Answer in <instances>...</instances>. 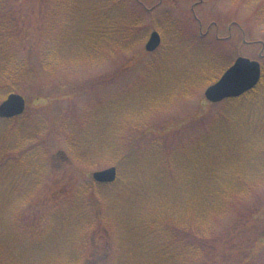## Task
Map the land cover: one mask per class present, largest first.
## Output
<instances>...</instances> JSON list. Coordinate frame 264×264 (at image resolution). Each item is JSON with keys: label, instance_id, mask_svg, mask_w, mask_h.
<instances>
[{"label": "trees", "instance_id": "16d2710c", "mask_svg": "<svg viewBox=\"0 0 264 264\" xmlns=\"http://www.w3.org/2000/svg\"><path fill=\"white\" fill-rule=\"evenodd\" d=\"M230 1L257 12L256 21L264 29V0ZM50 4L52 7L48 6L46 14L43 12L41 17L42 33L38 37L37 49V61L45 79L58 70L71 69L79 62L102 64L139 41L142 32L146 34L138 14L129 8V0H50ZM135 4L141 7L137 2ZM14 11V2L0 0V102L10 93L24 94L29 87H36L38 93L45 88L38 84L28 58L21 56L23 52L18 46L24 40L20 37L22 29ZM207 58L208 54L203 59L204 64L214 65ZM159 61L155 59L149 63L148 74L152 69L160 70L157 67ZM197 69L180 73L177 82L157 95L158 99L167 102L174 99L173 96L180 99L195 95L221 74V70H208L206 65L199 72ZM45 79L40 80L43 83ZM259 87L239 99L222 103L221 113L214 115L212 123L203 127V132L190 142L197 147L208 144V153L200 159H209L200 178L205 185L188 182L182 165L188 152L185 144L179 145L177 131L173 133L174 141L158 133H138L142 126H146L147 110L159 101L151 95L143 106L140 105L141 109L134 111L130 107L117 120L112 118L111 121L109 117L107 125L102 124L106 112H97L92 104L88 106L84 119L79 121L56 117L48 134L55 133L57 138L63 139L69 154L66 160H74L81 166L76 168V177L72 172L71 181L80 178L81 170L101 169L105 164L117 167L118 177L113 185L104 186L88 179L85 185L58 203L53 197L59 193L50 191V197L38 205L40 212L47 210L48 214L36 216V224L28 226L33 229L29 233L26 232L22 209L28 204L30 207L43 192L48 150L44 148L42 133L48 131V126L45 119L38 120L31 115L30 118L29 108L20 118L0 121V191L4 194L0 198V208L5 211L1 218L5 233L1 237L0 232V264L99 263L94 249L91 253L94 261H80L88 258L87 245L96 231L102 230L119 242V220L112 217L116 210L113 199L118 196H129L134 203L131 234L138 239L145 238L147 244H134L139 257L124 261L121 257L125 254L126 244H114L118 248V257L113 251L111 264H204L212 249L206 251L207 242L214 237L212 226L221 218V211L230 206L232 200L249 194L244 187L249 189L251 186L243 181L253 178L256 179L255 187H264V134L261 133L264 121L260 120L261 125H258L257 111L264 102V91ZM116 97L118 103L120 98ZM106 104L111 105L112 100L107 98ZM108 107L111 112L114 110V107ZM114 114L119 115V112ZM143 122L145 124L141 126ZM227 129L233 133L225 134L223 131ZM238 130L245 133L238 136ZM222 146L226 147L225 153L219 151ZM143 155L150 158L151 165L140 168ZM148 180L153 183L162 181V184L147 187L145 182ZM66 193H69L68 188ZM194 194H205L209 208ZM198 210L204 212L194 215L192 211ZM62 224L68 230L66 244L54 252L48 251L44 259L39 260L35 255L43 250L39 240L42 232L51 233L53 228ZM20 240L26 244H17ZM106 246L112 248V244ZM143 251L146 259L140 256Z\"/></svg>", "mask_w": 264, "mask_h": 264}, {"label": "rangeland", "instance_id": "374dc122", "mask_svg": "<svg viewBox=\"0 0 264 264\" xmlns=\"http://www.w3.org/2000/svg\"><path fill=\"white\" fill-rule=\"evenodd\" d=\"M130 1L129 8L138 14L142 26L146 28V34L142 32L138 37L139 41L128 45L125 52L115 54L102 64L79 62L73 68L58 70L51 75L52 77L45 79L42 66L37 61L38 37L42 33V14L43 12L46 14L48 6L52 7L53 4H50V0H10L11 3L14 2V12L19 18L22 29L20 37L24 41L18 46L23 52L21 56L28 58L33 73L38 77V84L45 87L42 93H38L36 87H29L24 93L28 104L26 107L29 108L28 116L30 118L35 116L38 120L45 119L48 126V131L42 133L45 138L44 148L48 150V162L43 175V192L30 207L28 204L27 208L22 209L27 233L33 232L32 227L28 229V226L36 224V216L48 214L47 210L40 212L41 208H38V205L42 200L50 197V191L59 193L53 197L55 201L57 200L55 203H58L64 196L69 197L90 179L91 172L100 170H81L80 178L75 182L71 181L74 175L72 172L74 171L76 177L78 174L76 168L81 166L74 160H66L69 154L67 155L68 151L63 139L57 138L55 133L51 136L48 134L49 129L52 128L53 119L56 117L59 119L62 116L70 122L79 121L84 117L88 106L92 104L97 112H106L107 116L102 124L107 125L109 117L111 121L112 118L117 120L119 116L126 114V110L130 107L135 109L134 111L141 109L150 95L154 100H159L157 95L164 92V89L169 88L171 84H175L179 79L178 75L182 72H192L197 68L196 71L199 72L204 65L208 70L222 72L238 57L257 61L262 45L264 47V29L256 21L257 12L244 5L233 4L230 0H135L142 3L143 8L135 4L134 0ZM152 31L159 32L162 41L160 48L154 53H148L144 50V45ZM245 42L248 44H243ZM207 54L214 65L204 64L203 59ZM18 57L20 58V54ZM155 59H160L157 66L160 70L152 69L148 74V65ZM40 79L45 80L42 83ZM204 89L189 97L178 99L173 96L175 98L167 102L157 101V106L155 104L146 112V126H142L145 124L143 122L140 124L142 129L138 130V133L162 134L171 141H174L173 133L177 131L180 137L179 145L185 144L188 152V158L182 162L188 182L191 184L201 182L203 185L205 184L200 180L201 173L208 167L209 159L204 158L201 161L200 159L208 153V144L197 147L190 142L195 141L196 136L203 132V127L212 123L214 115L221 113L219 105H209L204 102ZM116 95L120 98L118 103ZM107 98L112 100L111 105L106 104ZM108 106L114 107V110L111 112ZM260 110V113L264 111V104ZM115 111H118L119 115L114 114ZM258 118L264 121L262 114ZM223 132L227 135L233 133L228 129ZM243 133H245L244 130L236 132L238 136H242ZM261 133L264 134V131ZM168 140L165 141L167 144ZM225 150V146L219 147V151L225 153ZM224 153L220 154L225 155ZM141 159L143 165L140 168L151 165V160L146 155L141 156ZM107 167L106 164L102 165L101 170ZM255 180L253 178L244 180L243 182L251 186L249 189L244 187L249 194L241 199L232 200L230 206L221 209V218L212 226L214 237L212 241L207 242L206 251H209L210 247L212 249L204 264H264V187H255ZM157 183L162 184V181L153 183L148 180L145 185L149 187ZM67 188L69 193H66ZM102 193L104 195L105 192L102 191ZM193 196L202 198L198 201L209 208L208 197L206 198L205 194ZM1 197H4V194L0 191ZM113 200L116 210L112 217L119 220V242L115 241L112 235L104 234L102 230L92 233V241L91 243L89 241L87 245L90 251L87 254L88 258L79 260L80 263L94 261L93 255L91 256L94 249L100 261L97 264H111V260H114L111 259L113 251L114 256L118 257V248L114 244H126L125 254L121 259L131 260L135 256L139 257L136 251L137 246L134 244H147L145 238L138 239L131 234V224L135 215L132 212L134 203L129 196H118ZM192 212L194 215H199L204 210ZM4 213V209L0 208L1 237L5 233L1 227V218ZM67 235L68 230L65 224L53 228L51 233L44 230L39 238L43 250L35 256L40 260L48 251L54 252L62 244H66ZM76 241L74 239V242ZM16 243L22 244L24 241L20 240ZM106 244H112V248ZM144 254V251L140 254L142 259H146Z\"/></svg>", "mask_w": 264, "mask_h": 264}, {"label": "water", "instance_id": "95a60500", "mask_svg": "<svg viewBox=\"0 0 264 264\" xmlns=\"http://www.w3.org/2000/svg\"><path fill=\"white\" fill-rule=\"evenodd\" d=\"M160 43L157 33H152L145 46L147 52H153ZM260 80V66L257 62L238 58L233 65L213 85L204 91V98L212 104L225 99H235L251 91ZM25 107L24 99L15 94L7 96L0 104V118L11 119L20 116ZM94 182L110 184L116 180V169L111 167L91 174Z\"/></svg>", "mask_w": 264, "mask_h": 264}]
</instances>
